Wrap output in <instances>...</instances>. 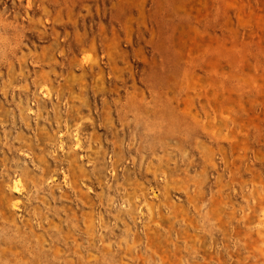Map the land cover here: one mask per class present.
Masks as SVG:
<instances>
[{
    "label": "rangeland",
    "instance_id": "obj_1",
    "mask_svg": "<svg viewBox=\"0 0 264 264\" xmlns=\"http://www.w3.org/2000/svg\"><path fill=\"white\" fill-rule=\"evenodd\" d=\"M0 264H264V0H0Z\"/></svg>",
    "mask_w": 264,
    "mask_h": 264
}]
</instances>
